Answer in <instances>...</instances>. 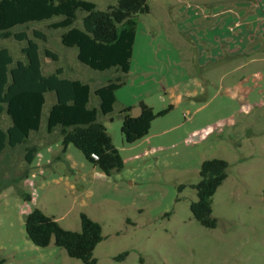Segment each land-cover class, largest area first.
I'll return each instance as SVG.
<instances>
[{
    "label": "rangeland",
    "instance_id": "1",
    "mask_svg": "<svg viewBox=\"0 0 264 264\" xmlns=\"http://www.w3.org/2000/svg\"><path fill=\"white\" fill-rule=\"evenodd\" d=\"M91 1L98 9L117 2ZM147 2L149 12L136 16L131 67L125 75L81 63L77 48L61 42L66 29L48 26L61 16L12 29L37 41L43 74L61 67V76L89 83V106L99 103L95 87L121 77L113 111L100 119L124 165L107 176L71 144L75 168L54 159L44 171L31 174L26 154L35 136L6 147L0 153L2 264H85L53 241L40 247L28 239L23 222L28 206H43L67 230H79L82 212L97 221L102 240L93 249L95 264H264V67L259 68L261 77L248 72L246 77L222 78L216 68L212 71V62L201 64L205 42L197 29L183 26L182 12L195 4L217 6L218 0ZM84 15L77 11L75 26L82 27ZM34 29L45 33L46 40L35 38ZM25 45L12 36L0 37V47H7L14 61L25 60ZM45 48L58 60L47 57ZM45 96L43 128L55 101L53 92ZM134 96L153 104L154 111L171 108L151 122L146 136L128 144L120 132L119 110ZM9 123L3 113L2 127ZM59 137L58 129L48 136L55 150ZM209 158L228 163L227 177L212 197L213 228L201 225L189 209L197 199L192 185L200 179V164Z\"/></svg>",
    "mask_w": 264,
    "mask_h": 264
},
{
    "label": "trees",
    "instance_id": "2",
    "mask_svg": "<svg viewBox=\"0 0 264 264\" xmlns=\"http://www.w3.org/2000/svg\"><path fill=\"white\" fill-rule=\"evenodd\" d=\"M78 10L85 12L81 28L74 25ZM148 12L147 0H117L105 9H98L89 0H0V37L12 36L18 41H26L22 47L25 60L14 61L8 48L0 47V153L6 147L25 143L32 132L40 130L45 94L53 92L55 101L48 109L45 130L52 133L58 129L62 152L72 144L107 176L120 171L124 165L123 158L99 115L112 113L115 92L123 84L121 77H109L96 87L93 92L99 98V104L89 106L90 84L61 76V67L53 73L43 74L37 41L24 31L13 32L12 29L32 21L61 16L48 26L66 29L60 35L61 42L77 48L76 57L81 63L99 71L116 69L126 74L131 65L136 16ZM33 35L46 40V34L38 29L33 30ZM43 51L47 57L58 60L54 52L46 48ZM140 105L142 110L136 117L131 115L129 106L119 110L120 132L125 143L130 144L146 136L151 122L171 108L170 105L154 111L143 102ZM3 113L10 121L6 128L1 125ZM27 150L26 160L30 163L37 149ZM227 166V161L221 158L203 160L199 168L200 179L192 185L197 199L190 202V212L207 228L216 226V218L212 216V197L227 177ZM21 196L26 201L30 200V195L25 192H21ZM79 217L80 229L67 230L54 216L35 207L23 216L25 233L36 246L45 247L53 241L68 256L81 259L85 264H95L92 253L102 240L101 225L84 212ZM126 255L124 252L118 258ZM3 261L0 259V264Z\"/></svg>",
    "mask_w": 264,
    "mask_h": 264
},
{
    "label": "crops",
    "instance_id": "3",
    "mask_svg": "<svg viewBox=\"0 0 264 264\" xmlns=\"http://www.w3.org/2000/svg\"><path fill=\"white\" fill-rule=\"evenodd\" d=\"M218 1V5L211 8L195 4L194 6L186 7L187 9L182 12L183 26L193 31L197 29V32L202 34V40L205 42L206 51L201 64L204 66L212 62L210 65L212 71L216 68L219 72V77L222 78L246 77L248 72L261 77L259 68L264 67V0ZM129 72L130 69L126 74ZM178 100H180V97H178ZM141 102L154 109L153 104L135 96L128 104H122L121 109L129 106L132 110L135 106H139ZM100 116L106 115H99V119ZM102 123L108 130L107 124ZM9 125L10 123L7 126ZM41 131L46 132L42 122L40 130L32 132L27 139L28 141L31 136H35L30 149H37L32 161L29 163V167H32L29 173L32 174L35 169L40 170V172L44 171L43 169L52 165L51 163L54 159L63 160L69 168H75L77 161L74 159L70 149L71 144H68L65 151L62 152L61 137H59L56 143L57 150H55L50 143L51 140L48 139L51 133L46 132L45 135ZM39 133H42V137L39 136ZM41 147L45 149L41 150ZM41 151H44V154ZM52 152L55 153L52 154ZM29 173L24 177H27ZM102 174L105 173L102 172ZM33 208L35 207L28 206L25 213ZM40 209L47 214V210L43 206ZM54 218L60 224L58 218L56 216ZM77 225L78 229H80V222Z\"/></svg>",
    "mask_w": 264,
    "mask_h": 264
},
{
    "label": "water",
    "instance_id": "4",
    "mask_svg": "<svg viewBox=\"0 0 264 264\" xmlns=\"http://www.w3.org/2000/svg\"><path fill=\"white\" fill-rule=\"evenodd\" d=\"M141 110H142L141 105H139V106H135V107L132 108V110H131V115L134 116V117H136V116H138V115L141 113Z\"/></svg>",
    "mask_w": 264,
    "mask_h": 264
},
{
    "label": "built area",
    "instance_id": "5",
    "mask_svg": "<svg viewBox=\"0 0 264 264\" xmlns=\"http://www.w3.org/2000/svg\"><path fill=\"white\" fill-rule=\"evenodd\" d=\"M92 157L95 158V159L97 158V156L95 154H92Z\"/></svg>",
    "mask_w": 264,
    "mask_h": 264
}]
</instances>
